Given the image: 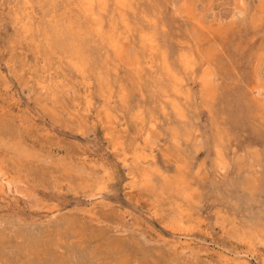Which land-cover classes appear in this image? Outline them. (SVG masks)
<instances>
[{
	"label": "rangeland",
	"instance_id": "rangeland-1",
	"mask_svg": "<svg viewBox=\"0 0 264 264\" xmlns=\"http://www.w3.org/2000/svg\"><path fill=\"white\" fill-rule=\"evenodd\" d=\"M0 264H264V0H0Z\"/></svg>",
	"mask_w": 264,
	"mask_h": 264
},
{
	"label": "bare ground",
	"instance_id": "bare-ground-1",
	"mask_svg": "<svg viewBox=\"0 0 264 264\" xmlns=\"http://www.w3.org/2000/svg\"><path fill=\"white\" fill-rule=\"evenodd\" d=\"M5 183V182H4ZM5 187V186H4Z\"/></svg>",
	"mask_w": 264,
	"mask_h": 264
}]
</instances>
